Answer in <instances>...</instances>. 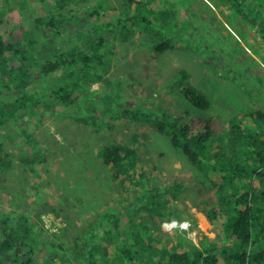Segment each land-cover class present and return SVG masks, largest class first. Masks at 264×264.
<instances>
[{"label":"rangeland","instance_id":"rangeland-1","mask_svg":"<svg viewBox=\"0 0 264 264\" xmlns=\"http://www.w3.org/2000/svg\"><path fill=\"white\" fill-rule=\"evenodd\" d=\"M61 1L63 10L58 6ZM176 1L181 5L177 10L190 19L182 34L187 33L183 38L191 48L156 53L149 44L151 31L122 36L117 30L108 35L98 30L96 20L76 25L71 21L61 35L44 37L36 54L45 51L50 57L68 55L71 46L83 49L95 39L105 38L100 52L105 54L107 70L98 74L100 79L89 89L83 87L79 100L70 105L57 102L51 93L66 84L72 87L79 78L94 80V76L80 71L71 79L57 71L34 81L28 92L36 91L45 100L26 114H17L1 132L9 155L7 166L0 169V207L28 213L50 234L60 235L67 228L65 236L70 240L102 205L127 200L141 207L135 219L159 236L184 234L194 243L204 235L215 236L202 212L213 204V194L195 181L193 167L150 119L165 112L183 120L214 117L225 124L232 116L264 109V40L254 35V27L229 3L164 0ZM97 3L123 9L122 0H0V36L5 43H15L23 31H29L35 17L84 10ZM180 70L187 71L193 86L209 99L210 109L196 108L183 98L173 84ZM12 95L0 90L2 100ZM135 112L139 119L132 117ZM89 113L108 116V129L94 130L79 122ZM112 143L136 150L143 176L133 191L128 192L115 179L114 170L98 155L103 146ZM146 184L158 189L173 184L185 188L158 214L149 213L139 202ZM133 226L128 225L126 231Z\"/></svg>","mask_w":264,"mask_h":264},{"label":"trees","instance_id":"trees-1","mask_svg":"<svg viewBox=\"0 0 264 264\" xmlns=\"http://www.w3.org/2000/svg\"><path fill=\"white\" fill-rule=\"evenodd\" d=\"M221 1L229 3L254 27V35L264 40V0ZM122 4L123 9L97 3L84 10L35 17L29 31H23L15 43H5L0 36V90L14 93L9 100L0 99V169L7 166L9 155L1 138L3 128L17 114L24 115L45 100L38 98L36 91L28 92L35 80L57 71L71 79L80 71L94 76V80L79 78L72 83L73 88L66 84L51 93L57 102L70 105L79 100L83 87L89 89L100 79L98 74L107 70L105 54L100 52L105 38L95 39L83 49L71 46L68 55L50 57L44 51L39 56L36 51L43 46L45 36L61 35L71 21L76 25L96 20L100 22L98 30H105L103 34L119 30L122 36H133L144 29L151 31L149 44L156 53L192 47L183 38L187 33L182 34L190 19L177 10L181 7L178 1L122 0ZM58 6L63 10L64 1ZM72 44L77 45H67ZM70 69L75 72L69 73ZM173 84L192 106L211 108L212 103L193 86L187 71H178ZM107 117L89 113L79 122L103 131L108 129ZM132 117L139 119L136 112ZM150 121L168 137L173 148L182 152L194 169L195 181L213 194V204L202 212L216 231L214 237L204 235L194 243L184 234L159 236L135 219L141 207L127 200L102 205L70 240L65 236L67 228L60 235L50 234L28 213L0 207V264H264V109L232 116L225 124L214 117L183 120L165 112ZM98 155L114 170L115 179L128 192L133 191L143 176L136 150L112 143L103 146ZM184 188L173 184L158 189L146 184L139 202L149 213L159 214ZM132 223L133 228L127 232Z\"/></svg>","mask_w":264,"mask_h":264}]
</instances>
